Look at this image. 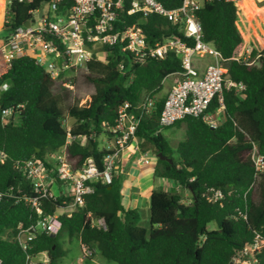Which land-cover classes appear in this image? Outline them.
<instances>
[{"label": "trees", "instance_id": "1", "mask_svg": "<svg viewBox=\"0 0 264 264\" xmlns=\"http://www.w3.org/2000/svg\"><path fill=\"white\" fill-rule=\"evenodd\" d=\"M46 0H32L7 5L3 34L21 25L28 10ZM166 8L176 7L182 0H158ZM70 4V0H65ZM2 0H0V21ZM201 23L202 39L211 43L224 59L228 77L242 82L245 90L223 93L222 122L216 127L203 123L201 118L187 116L166 127L158 118L163 99L155 101L151 116L140 118L135 136L148 145L157 157L153 168L155 177L173 182L188 190L189 201L184 202L176 189L157 187L151 191L147 227L140 225L138 208H125L121 202L122 177L113 174L107 184L99 181L93 191L83 197V204L61 215V229L54 236L37 232L24 251L4 234L14 232L18 223L25 227L34 224L36 213L22 197L30 195L28 181L22 171L15 169L16 161L36 159L45 161L65 142V117L71 119V134L85 136L80 144L72 139L66 145L68 162L79 169L88 157H93L99 169L106 147L100 148L96 138L108 135L114 125L118 107L125 101L137 104L141 96L159 93L163 80L181 71L180 58L172 51L163 59L146 55L136 61L123 44L103 45V56L95 57L79 68L71 78L73 89L63 86L64 81L51 79L36 64L34 58L19 57L9 66L0 65V192L11 188L0 197V264H26L27 257L46 252L48 262L60 264L65 256L59 242L62 235L75 238L88 250H94L105 260L115 264H231L233 256L250 242L254 233L264 238V173L254 177V168L247 152L251 142L264 153V40L255 65L234 60L245 48L237 26L238 9L225 0H204L196 12ZM119 28L139 24L149 45L161 41L166 34L185 38L161 16L121 13ZM90 89V90H89ZM80 96L89 95L85 106H79ZM218 106L214 98L208 110ZM12 109L8 117L2 110ZM183 125L185 137L172 149L162 135L166 128ZM59 184V183H58ZM210 188L220 190L222 198L209 202L203 193ZM62 195L43 200V214H53L64 206ZM91 218L102 219L105 229L91 224ZM215 227L208 230V224ZM258 264H264V249Z\"/></svg>", "mask_w": 264, "mask_h": 264}, {"label": "built area", "instance_id": "2", "mask_svg": "<svg viewBox=\"0 0 264 264\" xmlns=\"http://www.w3.org/2000/svg\"><path fill=\"white\" fill-rule=\"evenodd\" d=\"M14 1L18 4L29 3L32 0H3L2 25L6 22L7 5ZM236 4L242 0H225ZM204 0H182L173 8H166L158 0H46L40 6L28 10L25 21L14 30L3 34L0 30V65L9 66L13 60L29 56L34 58L48 76L57 81H64L63 86L73 89L72 77L81 68L86 70L87 63L94 57L103 56L100 49L103 45L115 43L123 44L136 61H143L146 55L163 59L169 51L180 58L181 71L177 73L179 80L174 83L168 94L163 98L158 122L166 127L182 120L187 116L201 118L202 122L210 127H216L222 122L223 93L233 90L240 94L245 90L242 82H234L228 77V70L224 67V59L211 43L202 39L201 23L196 12ZM45 6V9H44ZM127 15L139 14L142 18L155 14L163 17L177 27L185 38L193 41L189 45L176 35L166 34L161 41L149 45L145 33L139 24L126 25L119 28L121 13ZM24 23H28L24 26ZM253 49L246 46L234 60H241L246 64L255 65L260 52L251 56ZM194 56L213 60L205 66L200 74L194 63ZM7 83L0 86V92L6 89ZM218 106L210 112L208 107L213 99ZM90 99L81 104L85 106ZM155 97L151 92L141 96L140 101L131 105L123 102L117 110L114 125L108 131L109 139L106 149L109 151L99 169L93 157H88L79 169L75 170L68 162L66 145L72 139L80 144L85 142V136L71 134L67 117L62 120L66 129L65 142L55 153H50L48 159L40 161L26 159L16 161L15 169L22 171L30 187V195L22 193L23 199L36 213L34 224L25 227L18 223L14 232L4 234V239L17 242L26 251L37 232H44L54 236L61 229V215L70 216L71 212L83 204V197L93 191V184L100 182L107 184L116 172L118 155L127 147L135 136L140 118L151 116ZM12 109L2 110V117H8ZM247 156L254 168V177L264 173V153L258 150L256 143L251 142ZM0 162L2 158L0 157ZM59 183V184H58ZM11 188L0 192V197L9 194ZM67 197L63 200L64 206L59 207L49 215L43 214L42 205L46 198L55 199L57 196ZM203 196L214 202L222 198L220 190L207 189ZM91 224L105 229L102 219L91 218ZM264 249V238L254 233L250 242H247L232 258L231 264H258L259 254ZM47 253L42 252L26 258V264L47 263Z\"/></svg>", "mask_w": 264, "mask_h": 264}, {"label": "crops", "instance_id": "3", "mask_svg": "<svg viewBox=\"0 0 264 264\" xmlns=\"http://www.w3.org/2000/svg\"><path fill=\"white\" fill-rule=\"evenodd\" d=\"M200 60L201 58L194 57V62L201 74L206 65H202ZM210 60L213 59L210 57ZM178 80L179 77L176 73L167 76L163 80L161 90L154 96L155 100L163 99ZM180 127L184 128L183 125ZM156 159L157 155L152 152L148 145L136 138L122 149L116 163V172L122 177L120 189L122 205L129 209L138 208L142 221L148 217L149 198L153 189L157 187L169 190L178 189L173 182L154 176L153 168L156 165Z\"/></svg>", "mask_w": 264, "mask_h": 264}, {"label": "rangeland", "instance_id": "4", "mask_svg": "<svg viewBox=\"0 0 264 264\" xmlns=\"http://www.w3.org/2000/svg\"><path fill=\"white\" fill-rule=\"evenodd\" d=\"M238 9L237 26L238 30L243 36L245 47L249 46L253 50H259L260 43L264 40V1L256 0H242L234 4ZM45 9V6H44ZM3 14V10H2ZM1 14V18H2ZM3 27L0 21V30ZM238 56V55H237ZM196 57V56H194ZM100 59V58H99ZM210 57L205 56L200 60L202 65H207L210 62ZM195 63V62H194ZM90 90V89H89ZM78 103L81 104L89 95L80 96ZM69 125H71V119H67ZM162 135L170 142L172 149L176 144L182 141L185 137L184 128H166L161 131ZM99 142L100 148L106 147V141L109 139L108 135H100L96 138ZM178 193L181 195L184 202L189 201L188 190L178 188ZM140 225L147 227V219L141 220ZM215 227L214 223L208 224V230ZM59 242L64 250H66L65 256L60 259V264H115L112 261L105 260L100 254H97L94 250H88L83 247L78 240L66 235H62Z\"/></svg>", "mask_w": 264, "mask_h": 264}, {"label": "water", "instance_id": "5", "mask_svg": "<svg viewBox=\"0 0 264 264\" xmlns=\"http://www.w3.org/2000/svg\"><path fill=\"white\" fill-rule=\"evenodd\" d=\"M27 25H28V23H24V26H27ZM157 157H160L161 159L168 160L171 162V159L166 158L165 156H161L160 154H157Z\"/></svg>", "mask_w": 264, "mask_h": 264}, {"label": "bare ground", "instance_id": "6", "mask_svg": "<svg viewBox=\"0 0 264 264\" xmlns=\"http://www.w3.org/2000/svg\"><path fill=\"white\" fill-rule=\"evenodd\" d=\"M3 1V0H2Z\"/></svg>", "mask_w": 264, "mask_h": 264}]
</instances>
